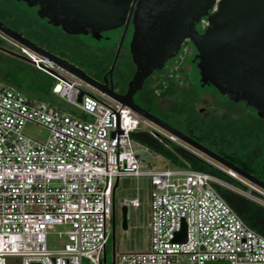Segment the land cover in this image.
I'll list each match as a JSON object with an SVG mask.
<instances>
[{
  "label": "built area",
  "instance_id": "built-area-1",
  "mask_svg": "<svg viewBox=\"0 0 264 264\" xmlns=\"http://www.w3.org/2000/svg\"><path fill=\"white\" fill-rule=\"evenodd\" d=\"M21 51L55 79L52 93L80 116L0 84V264L9 257L19 264H105L114 186L126 177L149 183L148 248L114 255L112 264H264V237L222 199L216 186L223 181L175 167L144 170L132 139L142 117ZM26 123L46 129L48 138L25 136ZM140 206L138 195L120 202V209ZM183 222L185 242H174ZM56 227L65 243L51 250L47 237Z\"/></svg>",
  "mask_w": 264,
  "mask_h": 264
},
{
  "label": "flooded vegetation",
  "instance_id": "flooded-vegetation-1",
  "mask_svg": "<svg viewBox=\"0 0 264 264\" xmlns=\"http://www.w3.org/2000/svg\"><path fill=\"white\" fill-rule=\"evenodd\" d=\"M2 1L7 2L10 9L5 8ZM142 1L131 0L125 23L117 29L113 38L107 35L110 31L98 33L96 29L82 28L76 34L69 29L63 30L56 23L64 17L55 15L45 0H32L33 6L21 0H1L0 24L21 35L18 39L28 43L33 51L1 32L0 48L15 53L4 47L7 46L4 43H7L19 50L15 54L24 58L21 49L41 61L46 58L50 60L48 67L53 71H62L55 63L75 69L93 93L145 112L264 184V149L257 147L259 143L256 142L263 135L248 132V129L264 124V119L258 118L256 111L244 102H236L216 87L200 82L196 67L198 60L195 58L197 51L188 36L194 32L202 35L208 24L206 18L199 19L197 23L191 19L185 20L181 28L172 32L165 42L162 62L155 67L149 65L147 75L138 80V67L147 64L137 55V63L134 61L130 42L132 20ZM218 1L215 0L209 14L215 11ZM28 22L31 26H28ZM102 42L105 44L99 45ZM244 110L250 114L243 113ZM143 120L151 127L150 133L159 140L171 142L200 158L205 157L165 129L147 119ZM212 162L216 165L210 163L212 166L239 183L246 192L264 201V190L258 185Z\"/></svg>",
  "mask_w": 264,
  "mask_h": 264
},
{
  "label": "water",
  "instance_id": "water-1",
  "mask_svg": "<svg viewBox=\"0 0 264 264\" xmlns=\"http://www.w3.org/2000/svg\"><path fill=\"white\" fill-rule=\"evenodd\" d=\"M20 1V0H19ZM33 6L32 0H21ZM55 15L64 19L56 25L72 33H80L82 28L96 29L98 33L118 29L125 23L128 6L131 0H45ZM215 0H143L132 20L133 34L130 50L135 57L145 61L147 65L139 66V78L147 75L149 65L157 66L162 62L163 46L178 31L184 21L191 19L197 23L199 19H207V28L202 35L196 32L189 38L197 51V69L200 82L216 87L222 94H228L236 102H244L256 111L260 119H264V0H219L212 14L210 10ZM129 22V19L126 23ZM0 32L21 46L33 51L26 42L18 39L21 35L0 24ZM145 49L143 50V48ZM0 51L30 63L26 58L11 51L0 48ZM46 62L50 60L45 58ZM55 63V62H54ZM58 68L74 78L84 82L75 69L60 63ZM48 70L46 66H42ZM57 75L56 72H51ZM77 96V103L84 95ZM130 108L143 119L165 129L174 137L187 143L206 158L222 165L235 174L248 179L264 190V184L252 179L234 165L218 157L202 145L192 141L172 128L162 124L158 119L143 111ZM116 186V183H115ZM114 186V189H115ZM121 229L126 231L127 208L120 209ZM115 209L112 207V229L114 230ZM186 225L183 222L174 242L184 243ZM114 256V254H113ZM206 264H228L226 261L207 262Z\"/></svg>",
  "mask_w": 264,
  "mask_h": 264
},
{
  "label": "rangeland",
  "instance_id": "rangeland-1",
  "mask_svg": "<svg viewBox=\"0 0 264 264\" xmlns=\"http://www.w3.org/2000/svg\"><path fill=\"white\" fill-rule=\"evenodd\" d=\"M1 4H4L5 8L10 9V6L8 5L7 2L3 3L2 1ZM29 20H31V18ZM28 26H31L29 22H28ZM116 33H117V29L107 32V35L115 38ZM88 42L93 43L89 39H88ZM4 44L7 45L4 47L10 48V50L12 49L15 53H19V50L14 48L12 45L7 44V43H4ZM104 44L105 42H102L99 45H104ZM20 61L21 60H19L18 62V66L22 67V65L25 64L23 67H28V68L32 67V68L37 69L36 66L31 63H27L24 61L20 62ZM15 64H16V61L14 57L0 51V72L2 71L4 73L5 72L12 73L11 71L13 70ZM54 71L58 75L66 79L67 81L71 80L63 72L59 70H54ZM12 74L14 75L15 73H12ZM22 77L23 76L18 73V79L21 80ZM0 84L6 85V83L2 79H0ZM18 91L24 93L28 97L31 96V94H29L25 90H18ZM39 101L46 103L55 109H59L63 113L80 116L79 112L75 108H73V106H71L65 100L59 99L56 95H51L49 98L39 100ZM242 112L243 113L247 112V115L250 114L249 111L244 110ZM139 131L151 132V127L149 126L147 122L140 119ZM23 134L33 140H37L41 142L45 141L49 136V132L46 129L40 126H37L35 124H32V123H26L24 125ZM133 148L137 152L138 158L140 159L141 165L144 170H148L151 168H154L156 170H165V169L173 168V166L167 160L151 152L146 147L138 143H135L133 145ZM202 158H204L205 160H208L212 165L216 166L215 163H213L209 159L205 157H202ZM137 187L140 189V197L147 194V186L143 178L137 180L134 178L126 177V178H122L119 180V184L115 192V196H114V209H115L114 230H112V222H111L110 223V237L105 246V264H112L113 254L116 256L121 253L145 251L148 248V232L146 230L147 217H146L145 209L141 208L138 211H133L131 208L128 207L127 208V227L128 229L126 231H122L121 229L120 202L123 199H129L133 197L135 193V189ZM222 187H225L229 190L237 192L247 198L256 199L258 202H261L262 204H264V201L262 200L260 201L254 195H252L249 191L248 192L240 191V190H237L231 187L228 184H224ZM60 231H62V228L56 227L54 231H51L49 233L47 237V245L49 249L58 250L63 247V244L65 243V238L59 237L57 235V232H60ZM6 264H19V260L14 257H9V258H6ZM83 264H86L85 260L83 261Z\"/></svg>",
  "mask_w": 264,
  "mask_h": 264
},
{
  "label": "trees",
  "instance_id": "trees-1",
  "mask_svg": "<svg viewBox=\"0 0 264 264\" xmlns=\"http://www.w3.org/2000/svg\"><path fill=\"white\" fill-rule=\"evenodd\" d=\"M15 61L16 64L11 71L15 73L14 75L12 73L0 72V79L6 83V86L16 90H25L31 94V98L37 100H43L54 95L52 93V87L56 83L55 79L35 68L23 67L25 64L22 67L18 66L19 60L17 58H15ZM18 73L23 76L21 80L18 79ZM248 132L263 135L260 137V141L256 142L259 143L257 147L264 149V124L248 129ZM132 139L167 160L175 168L208 173L237 190L247 191L239 183L212 166L203 158L186 152L171 142L159 140L150 132H133ZM216 190L247 227L264 237V205L222 186H216Z\"/></svg>",
  "mask_w": 264,
  "mask_h": 264
},
{
  "label": "crops",
  "instance_id": "crops-1",
  "mask_svg": "<svg viewBox=\"0 0 264 264\" xmlns=\"http://www.w3.org/2000/svg\"><path fill=\"white\" fill-rule=\"evenodd\" d=\"M119 180H120V179H119ZM119 180L116 182V186H115V189H114V191H113V200H114L115 192H116L117 187H118V184H119ZM143 180L145 181L146 186H147V194L144 195V196H142V197H140V189L137 187V188H136V189H137V192H136V189H135V193H134V196H133V197H135L136 195H138V197H139V199H140V201H141V206H140V208H139L138 210H140L141 208L145 209V211H146V217H147V224H148L147 195H148V190H149V183H148V180H147L146 178H143ZM133 197H131V198H133ZM138 210H137V211H138ZM133 211H134V210H133ZM112 230H113V229H112ZM146 230H147V225H146ZM147 232H148V230H147ZM86 264H87V263H86Z\"/></svg>",
  "mask_w": 264,
  "mask_h": 264
}]
</instances>
